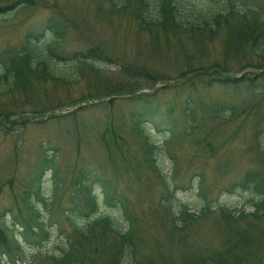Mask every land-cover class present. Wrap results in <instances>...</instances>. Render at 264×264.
I'll return each mask as SVG.
<instances>
[{
	"label": "rangeland",
	"instance_id": "374dc122",
	"mask_svg": "<svg viewBox=\"0 0 264 264\" xmlns=\"http://www.w3.org/2000/svg\"><path fill=\"white\" fill-rule=\"evenodd\" d=\"M28 1L19 11L0 15V51L18 47L25 33L43 29L46 20L55 17L65 28V41L57 46V53H83L92 46L101 49L108 61L95 63L94 68L82 66L79 82H75L66 79L70 70L63 61L56 60L64 80L29 82L25 91L15 90L0 97V228L5 229L6 236L18 232L11 215L18 213L26 222L33 216L20 203V196L31 183L35 186L32 178L39 154L51 150L56 169L54 178L47 172L40 179L43 194L41 200H36L47 233L33 247L18 237L20 251L8 258V264L119 263L116 250H109L114 246L112 233L100 245V227L93 228L90 232L94 238L85 242L65 222L69 198L78 194L74 178L82 171L90 179L86 187L125 198L133 219L137 264H179L185 252L217 253L234 226L247 231L251 226L257 229L253 235L258 237L249 244L245 264H264V238L258 234L264 221L257 227L242 224L238 219L243 212L244 221H252L249 195L228 193L229 186L247 170L262 167L260 152L253 145V117L243 115L222 123L199 119L203 107L212 101L243 106L252 99L232 86H207L205 79L197 75L185 77L212 64L229 73L251 72L255 62L249 52L244 49L238 58L229 54L225 59L227 28H221L207 43L188 34L169 33L163 37L155 30L140 32L130 9L135 6L134 0H129L128 9L119 11L106 0ZM183 2L186 8H195V4L212 9L225 2H244L264 12V0ZM233 22L231 19L230 26ZM117 65L130 69L118 72ZM113 88L118 92L113 93ZM139 95L143 100L148 97L149 102L142 104ZM145 106L152 111L148 121L143 122L149 127L156 111L161 118L168 107L177 121L178 132L169 140L162 138L163 131H152L151 139L158 147V170L141 159L140 137L131 131L132 120ZM191 106L198 117L199 131L187 138L181 129L182 112ZM111 134L119 136L115 139L122 142V148L113 144ZM199 179L202 184L196 190L194 182ZM166 189L175 196L172 204H183L184 212L198 215L206 207L204 213L191 220L183 212L174 221L160 207L167 200ZM218 206L227 209L230 220ZM117 212L106 206L100 208L102 215L119 219ZM232 214L239 217L234 219Z\"/></svg>",
	"mask_w": 264,
	"mask_h": 264
},
{
	"label": "trees",
	"instance_id": "16d2710c",
	"mask_svg": "<svg viewBox=\"0 0 264 264\" xmlns=\"http://www.w3.org/2000/svg\"><path fill=\"white\" fill-rule=\"evenodd\" d=\"M8 1L1 0L4 3H0V15L3 17L21 10L29 3L28 0H11L10 3H7ZM106 1L112 9L117 11L129 8V0ZM134 3L135 6L130 9L140 32L155 30L159 31L163 37H168L169 33L172 36L188 34L193 38L197 37V40L202 43H207L217 36L221 28H227L228 33L224 40L225 59L230 57L229 54L238 58L244 49L249 52L250 57L254 58L255 64L251 67V72L241 70L238 73H229L222 70L220 66L212 64L207 68H198V73L193 71L190 77H185L189 79L195 78L193 75H197L205 79L207 86H232L237 89L236 91L240 90L243 94L248 93L247 95L252 99L250 103H245L243 106L237 103L231 105L212 101L203 107L199 119L206 122L212 120L222 123L232 122V120L242 118L243 115L253 117L251 123L253 145L260 152L259 156L262 161L259 162V166L262 167L247 170L239 180L229 186L228 193L249 195L248 203L251 210L248 214L252 221H244L243 218L246 216L243 214L244 212L238 220L242 224L252 223L257 227L256 224L264 221V12L255 6H247L244 2L238 4L225 2L214 9L208 5L195 4L193 5L196 6L195 8H186L184 5L187 3L183 0H134ZM231 19L234 22L230 26ZM20 41L18 47H5L0 51V97H4L5 94H12L15 90L25 91L29 82L44 83L64 80V72L56 68L58 64L56 60L63 61L64 66L70 70L66 79L70 77L75 82H79L82 66L94 68L93 64L108 61L101 49L97 51L92 46L83 53H57V46L65 41V28L59 25L58 19L55 17L48 18L43 29L25 33ZM116 68L118 72L130 69L124 65H117ZM138 73H143V71L138 70ZM137 80L141 81L140 79ZM146 82L147 80L144 81V83ZM112 90L115 91L113 93L118 92V88ZM145 99H141L140 95L138 97V100L144 105L149 102L148 97ZM146 107L148 108V106L141 108L139 114L135 115L132 120L131 131L140 137L141 159L150 164L152 169L158 170L156 160L158 147L151 139L152 131H163L161 133L162 138L166 140L169 137V140L173 138L174 133L178 132L176 130L177 121L172 118V109L168 107L165 116L161 118L157 117L156 111L154 119L151 121V127H149V123H143L145 120L148 121L152 112ZM182 113L183 128L181 129L184 136L190 138L199 131L198 117L195 108L192 106L185 108ZM111 137L115 141L113 144L119 148L123 147L122 142L115 139L119 137L118 135L111 134ZM205 146L208 147L207 144ZM50 151L46 150L39 154L32 178L35 186H32L31 183L29 188H25L20 196V203L27 206L29 213H33L32 218H28L26 222L24 219H20L18 213L16 216L11 215L12 221L18 227H16L15 231L18 232L15 236L13 234H10V237L6 236L5 229L0 228V264L2 262L8 264L10 262L8 258L20 251L18 237L23 244L33 247V245L37 246L41 243L38 238L47 233L43 228V221L40 220L36 200L42 199L43 192L40 184L42 176L47 172L52 173L53 178L55 176V158L50 154ZM74 179L73 184L78 194L75 195V193L69 198V208L66 209L67 213L64 215L69 229L87 242L94 238L90 231L100 227V245H104L106 235L112 233L114 246L110 247L109 250H116L118 264H137L133 249V219L126 207L125 198L113 192L108 193L107 190L101 189L97 193L86 187L85 183L89 182L90 179L84 171L79 172ZM194 184L195 189L198 190L202 184V179L195 181ZM166 191L167 200L161 203L160 207L171 219L178 221V216L183 215L184 205L178 201H176V206L173 205L175 196L169 190L166 189ZM105 206L118 210L119 219L102 215L100 208ZM218 208L220 213L227 215L230 220L231 216L225 212L227 209L220 206ZM205 209L206 207L202 208L198 215H191L186 211L184 214L190 217L189 219L196 220L201 217L199 215L203 214ZM237 217L233 215L234 219ZM34 224L40 228L35 230L32 226ZM234 227L225 244L222 245L221 251L217 253L206 252L203 255L185 252V255L179 258V264H245L249 259V244L252 239L258 237L253 235V232L257 234V229L251 226L248 227L247 231L239 229L238 226ZM258 234L264 238V228L260 229Z\"/></svg>",
	"mask_w": 264,
	"mask_h": 264
}]
</instances>
